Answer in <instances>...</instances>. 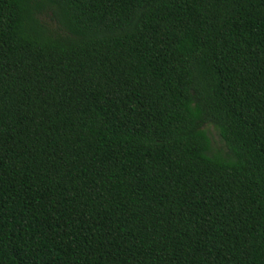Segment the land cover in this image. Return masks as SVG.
I'll return each instance as SVG.
<instances>
[{
	"label": "trees",
	"instance_id": "trees-1",
	"mask_svg": "<svg viewBox=\"0 0 264 264\" xmlns=\"http://www.w3.org/2000/svg\"><path fill=\"white\" fill-rule=\"evenodd\" d=\"M0 264H264V0H0Z\"/></svg>",
	"mask_w": 264,
	"mask_h": 264
},
{
	"label": "rangeland",
	"instance_id": "rangeland-1",
	"mask_svg": "<svg viewBox=\"0 0 264 264\" xmlns=\"http://www.w3.org/2000/svg\"><path fill=\"white\" fill-rule=\"evenodd\" d=\"M206 129L209 131L214 149L221 151L226 150L224 143L220 139L218 131L213 126H207Z\"/></svg>",
	"mask_w": 264,
	"mask_h": 264
}]
</instances>
